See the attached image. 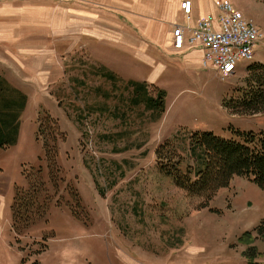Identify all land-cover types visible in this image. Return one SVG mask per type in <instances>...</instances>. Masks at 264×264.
Masks as SVG:
<instances>
[{
    "label": "rangeland",
    "instance_id": "rangeland-1",
    "mask_svg": "<svg viewBox=\"0 0 264 264\" xmlns=\"http://www.w3.org/2000/svg\"><path fill=\"white\" fill-rule=\"evenodd\" d=\"M109 1L0 0V33L10 37L0 41V70L15 75L6 80L29 97L16 144L0 150V264H264V238L253 231L264 218L263 190L235 177L200 207L203 199L159 173L154 155L176 136L185 155L192 132L230 139L229 130L264 131V115L240 117L222 107L247 72L224 80L210 73L203 86L163 75L167 111L154 120L129 103L125 88L136 81L130 75L140 82L160 62L152 42L139 32L132 48L119 35L87 39L89 26L114 22L135 34L139 23L122 7L128 0L101 6ZM260 1L233 8L264 34ZM17 47L31 51L22 65ZM145 83L150 94L158 87Z\"/></svg>",
    "mask_w": 264,
    "mask_h": 264
},
{
    "label": "trees",
    "instance_id": "trees-1",
    "mask_svg": "<svg viewBox=\"0 0 264 264\" xmlns=\"http://www.w3.org/2000/svg\"><path fill=\"white\" fill-rule=\"evenodd\" d=\"M101 70L104 78L116 81L111 71L105 67ZM246 72L244 85L234 89L223 100L222 107L240 117L264 115V65L251 63ZM147 86L143 82H126L125 88L131 92L129 103L142 105L158 120L166 110L165 91L152 87L150 94ZM104 96L108 94L104 92ZM26 102V95L0 75V150L16 144ZM229 131L230 139L211 132L189 133L185 155L177 150V136L165 140L154 152L159 173L169 177L188 197L203 199L200 207H206L217 191L228 188L235 177L246 179L264 191V131ZM44 147L46 152L50 150L47 144ZM20 225L25 226V220ZM253 231L264 238V218Z\"/></svg>",
    "mask_w": 264,
    "mask_h": 264
},
{
    "label": "crops",
    "instance_id": "crops-1",
    "mask_svg": "<svg viewBox=\"0 0 264 264\" xmlns=\"http://www.w3.org/2000/svg\"><path fill=\"white\" fill-rule=\"evenodd\" d=\"M183 0H128L127 3L122 6L125 8L128 13V16L135 19L134 30L135 34L128 33L127 28H124L123 25L112 23L111 25H98L97 26H89V31L87 33V39H95L97 38L99 42L101 39H119L122 42V47L128 46L130 48L136 47L138 42V32L141 34L143 38H146L150 42H152L153 46V55L159 57L160 62H155L156 66L155 69L152 70L150 76L144 78V80L140 79V82H149L154 83L157 88H160L164 91H167L165 85L160 83V79L164 75L166 78V74L171 76V80L173 84L175 81L180 78H185L186 80L192 81L194 83L204 85L206 84V76L210 73H213L212 70L203 69L201 65V58H202V49L200 47H188L187 45L184 46L181 50H175L172 46V27L173 25H188L190 27L194 26L196 22L200 19L207 17L208 15H216L217 9L216 5L218 3L217 0H189L191 1L192 10L190 13L189 19L185 18L182 11L180 10V3ZM230 2L233 7L236 8V5L241 2V0H224ZM264 2V1H260ZM101 5V4H99ZM109 5H115L111 1L107 3H103L102 7H108ZM91 17L88 18V21ZM107 20H103L104 24ZM8 31V29H6ZM130 31V30H129ZM113 33V36L110 34ZM1 40L8 41L9 34L5 32L3 29V33H0ZM119 35V36H118ZM86 36V35H85ZM93 36V37H92ZM145 43V42H143ZM264 42L260 41L253 49V59L254 63H261L264 64V51L262 48ZM4 48V52L7 54L11 53L8 45L2 44ZM115 47V46H114ZM19 49L18 53L13 51L12 53L15 55V61L18 62L20 65V57H22L25 53H30L31 51H25L24 48L17 47ZM3 53H0L2 56ZM109 57L105 58L104 56L99 57V62L102 64L107 65L108 63H112L113 60L108 59ZM116 60V59H115ZM150 63V60L148 61ZM152 63L153 60H152ZM16 68V65H14ZM17 69V68H16ZM29 69L34 70L31 66ZM237 70L244 71L246 73V67L240 68L238 65ZM236 70V72H237ZM17 73L16 70H14ZM235 74V73H234ZM0 75L2 72L0 70ZM5 79L16 78L15 75H12L11 78L6 75H2ZM42 79L44 76H38ZM131 80H137L132 75L129 76ZM32 78V77H31ZM180 83V81H179ZM146 84V83H145ZM19 89V88H18ZM20 90V89H19ZM182 91H186L185 88ZM29 103V97L27 95V103L23 113L27 110ZM167 111V110H166ZM22 113V114H23ZM21 114V116H22ZM20 116V117H21ZM21 125V123H20ZM20 131V128H19ZM19 136V135H18ZM18 140V139H17ZM4 150V149H3Z\"/></svg>",
    "mask_w": 264,
    "mask_h": 264
},
{
    "label": "built area",
    "instance_id": "built-area-1",
    "mask_svg": "<svg viewBox=\"0 0 264 264\" xmlns=\"http://www.w3.org/2000/svg\"><path fill=\"white\" fill-rule=\"evenodd\" d=\"M217 14L200 19L192 27L173 25L172 46L175 50L188 47L202 49L201 65L224 80L232 76L241 61L253 59V49L264 38L252 22L242 19L228 1L218 2ZM180 10L189 19L191 1L183 0Z\"/></svg>",
    "mask_w": 264,
    "mask_h": 264
}]
</instances>
